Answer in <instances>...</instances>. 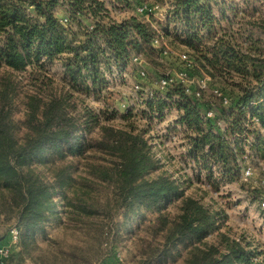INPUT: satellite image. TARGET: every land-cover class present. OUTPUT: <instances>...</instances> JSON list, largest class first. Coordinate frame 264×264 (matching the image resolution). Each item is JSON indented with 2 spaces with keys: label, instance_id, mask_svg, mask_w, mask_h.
<instances>
[{
  "label": "trees",
  "instance_id": "1",
  "mask_svg": "<svg viewBox=\"0 0 264 264\" xmlns=\"http://www.w3.org/2000/svg\"><path fill=\"white\" fill-rule=\"evenodd\" d=\"M142 1L0 0V68L28 71L33 76L44 73L47 64L58 60L68 80L67 92L48 95L45 100L32 98L21 138L16 137L11 118V84L0 89V214L13 216L24 233L22 241L32 236L52 211L49 205L53 186L27 168L36 161L83 156L93 147L86 141V134L99 125V116L89 108L78 109L71 101L73 93L97 99L106 87L102 69L106 60L121 69L132 55H145L151 50L153 38L161 36L137 15L113 20L106 7L109 2L123 4L124 9L134 8ZM205 3L175 0L161 31L172 44L188 49L196 70L208 76V87L200 90L198 97L185 94L179 85L168 86L160 94L168 98L179 95L184 101L177 109L182 113L180 122L191 136L192 158L212 160L233 181L238 179L239 162L244 163L251 155L264 159V42L262 38L254 40L252 32L234 29L230 22L224 30L220 26L224 14L223 19L215 18L208 0ZM258 12V8H252V14ZM247 13L234 11V19L246 16L247 25H257ZM173 22H183L185 31L171 35L168 26ZM261 26L262 22L258 24ZM163 105L159 101L158 111ZM210 110L211 118L206 117ZM101 128L103 140L111 143L104 147L115 159L110 176L102 177L111 178L114 193L119 196L116 206L123 215L130 213L134 218L140 209L160 213L178 203L175 218H156L162 241L156 246L144 244V256L163 264L175 261L173 252L182 250V264H260L256 260L259 254L240 242H231L220 254L216 247L204 245L202 241L218 228L214 214L179 191L174 180L161 173L152 175L156 162L140 133ZM60 183L64 195L70 182L66 179ZM76 201L72 220L83 223L93 213L85 203L86 194ZM21 261L19 255L10 254L4 264Z\"/></svg>",
  "mask_w": 264,
  "mask_h": 264
},
{
  "label": "rangeland",
  "instance_id": "2",
  "mask_svg": "<svg viewBox=\"0 0 264 264\" xmlns=\"http://www.w3.org/2000/svg\"><path fill=\"white\" fill-rule=\"evenodd\" d=\"M201 1L206 4V0ZM106 4L113 20L120 21L130 14L137 15L142 21L147 19L137 13L135 7L124 9L123 4ZM141 4L154 8V14L149 19L161 36L153 38L151 50L145 55H132L121 69L106 60V65L102 64L106 87L97 99L93 95L73 93L71 101L78 109L89 108L99 116V125L86 134V141L93 147L83 156L62 160L41 159L27 168L53 186L48 204L52 211L47 213L48 218L34 230L32 236L23 241L21 236L24 233L13 216L0 214V264H4L10 254L19 255L22 258L20 264H161L154 257L144 256L143 246L146 243L156 246L162 241V232L158 231L155 220L159 216L167 220L175 218L178 203L160 213L137 210L134 218L133 214L123 215L117 209L119 196L114 193L111 178L102 177L110 176L111 164L115 160L110 149L104 147L111 143L103 140L102 126L140 133L156 162V171L152 175L161 173L174 180L179 191L198 200L214 214L218 228L202 241L204 245L216 247L220 254L231 242H240L245 248L258 253L256 260L264 264V159L251 155L244 163L239 162L238 179L230 181L212 160L192 158L191 136L180 122L182 113L177 109L184 101L179 95H171L170 98L167 94L161 95L157 86L159 77L165 74L175 77V73L184 67L176 55L169 54L167 50L175 54L188 55L189 52L181 44H172L171 39L161 31L166 25V13L172 9L175 0H143ZM207 4L215 18L223 19L224 14L221 28L227 30L230 22L234 24V29L252 32L254 40L262 38L264 42V0H208ZM252 8H258V14H252ZM238 10H247V15L252 16L251 20L257 21V25H247L249 17L246 16L243 19L238 15L234 19L233 12ZM184 27L183 22H173L168 26L171 35L181 34L185 31ZM204 33L201 32L200 36ZM157 38H162V43H155ZM207 44L210 45V41ZM133 56H140L144 62L141 65L147 75L143 79L136 75L138 66L132 62ZM188 75V81L192 82L183 85L174 80L169 87L179 85L185 94L191 95L193 92L186 89H193L201 79L196 69L190 70ZM67 81L62 63L58 60L47 64L44 73L33 76L28 71L0 68V89L11 84L10 91L14 94L11 118L17 138H21L26 130L27 105L31 104L32 98L45 100L48 95L65 93L68 91ZM136 83L142 88L138 92L134 89ZM149 91H153L155 97H150ZM161 100L164 107L160 112L157 106ZM149 102H152L151 108L148 107ZM245 149L248 153L247 147ZM247 169L251 171L249 177L243 175ZM66 179L70 183L62 195L60 181L64 183ZM83 194H86L88 201L85 203L93 214L80 223L72 220V212L76 210L72 206L78 205L76 200ZM173 254L175 261L163 264L183 263L184 251L178 250Z\"/></svg>",
  "mask_w": 264,
  "mask_h": 264
},
{
  "label": "built area",
  "instance_id": "3",
  "mask_svg": "<svg viewBox=\"0 0 264 264\" xmlns=\"http://www.w3.org/2000/svg\"><path fill=\"white\" fill-rule=\"evenodd\" d=\"M135 10L137 13L141 14V15H144L147 17L146 21L149 22L153 28V30L157 33H159L158 29L153 25V23L150 21V17L153 16L154 14V8L150 5H137L135 6ZM164 14H163V18H164ZM163 39L160 38V39H155L154 42L155 43H162ZM167 52H169V54H172V55H176V57L178 58L179 62H181L183 64V69L179 70V72H176L175 73V77L172 76L171 74H165L164 76H161L158 78L157 80V86H159L160 88V92L163 93V91L168 87L170 86V84L172 83V81H178L180 82L181 84L183 85H186V83H190L192 81H188V73L190 70L192 69H196V65L194 64V62L189 58V56L187 54H184V53H181V54H175L172 50L168 49ZM166 53V52H165ZM132 62L138 66V72H137V77L139 79H143L144 77H146L147 75V72L146 70L144 69V66L141 65L143 64V60L140 56H133L132 58ZM198 75H199V79H201L200 81H197L195 86H193L194 88L189 90L188 88L186 89V91H192L196 97L199 96V91L200 90H204L207 86V83L209 81V78L208 76L201 70H199L198 72ZM195 79L193 78V81ZM187 87V86H186ZM134 89L135 91L138 92V90L140 91L141 86L139 84H135L134 85ZM134 91V92H135ZM214 93L217 95V96H220V92H218V90H214ZM149 96L150 97H153L155 95H153V91H149ZM224 99V103H226V99ZM213 116V112L210 110L208 112H206V117H209L211 118ZM243 175L245 177H249L251 175V171L249 169L245 170L243 172Z\"/></svg>",
  "mask_w": 264,
  "mask_h": 264
},
{
  "label": "crops",
  "instance_id": "4",
  "mask_svg": "<svg viewBox=\"0 0 264 264\" xmlns=\"http://www.w3.org/2000/svg\"><path fill=\"white\" fill-rule=\"evenodd\" d=\"M115 5H116V3H115ZM107 7V6H106ZM108 8V7H107ZM109 9V8H108Z\"/></svg>",
  "mask_w": 264,
  "mask_h": 264
}]
</instances>
